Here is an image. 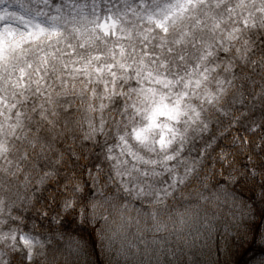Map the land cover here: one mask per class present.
<instances>
[{
    "label": "clouds",
    "instance_id": "9594fccd",
    "mask_svg": "<svg viewBox=\"0 0 264 264\" xmlns=\"http://www.w3.org/2000/svg\"><path fill=\"white\" fill-rule=\"evenodd\" d=\"M0 264H264V0H0Z\"/></svg>",
    "mask_w": 264,
    "mask_h": 264
}]
</instances>
